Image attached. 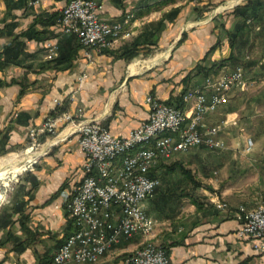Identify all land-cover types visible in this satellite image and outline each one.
<instances>
[{"label": "crops", "instance_id": "1", "mask_svg": "<svg viewBox=\"0 0 264 264\" xmlns=\"http://www.w3.org/2000/svg\"><path fill=\"white\" fill-rule=\"evenodd\" d=\"M98 1L104 19L130 32L104 51L83 47L76 34L58 25L69 0H0V156L24 148L31 126L66 112L77 121L99 119L114 135L127 136L148 120V95L188 109L186 91L203 86L208 76L239 62L248 46L264 41V8L247 19L235 12L246 0L212 18L211 8L229 0ZM47 40L58 43L54 59L47 58ZM134 44L142 47L137 58L150 52L157 60L134 63L131 70L129 60L117 54ZM84 72L88 76L79 82ZM226 110L221 104L202 125L226 123L234 113ZM45 147L21 191L0 202V264H45L76 228L65 192L81 183L86 155L77 135L47 140ZM192 149L177 155L185 159ZM160 167L151 173L158 175ZM177 178L161 179L155 198L146 202L157 221L152 240L165 247L173 264H264V252L239 236L235 214L246 200L255 207L258 201L250 198L257 193H231L229 187L219 192L202 179L189 180L193 193H177L183 189ZM216 198L229 209L218 207ZM144 241L141 234L124 237L87 264H128Z\"/></svg>", "mask_w": 264, "mask_h": 264}, {"label": "built area", "instance_id": "2", "mask_svg": "<svg viewBox=\"0 0 264 264\" xmlns=\"http://www.w3.org/2000/svg\"><path fill=\"white\" fill-rule=\"evenodd\" d=\"M98 0H69L57 18L64 32L77 35L83 47L100 51L121 37L130 35L122 23H111L101 15ZM48 59L58 53V43H45ZM88 76L82 73L79 82ZM249 84L243 65L208 76L203 86L183 94L188 109L147 96L149 118L119 137L99 119H81L71 113L50 115L39 125L28 129L24 152L42 151L24 170H32L46 153L45 142L78 136L86 155L84 177L71 192H65L67 209L76 228L45 264H87L97 262L114 243L124 237L141 234L143 244L126 260L128 264H173L164 246L153 242L156 219L148 213L146 202L162 184L160 176L151 172L160 163L193 147L225 148L219 137L225 122L202 125L205 117L228 101L233 88L246 89ZM60 103L58 98L55 99ZM250 144L253 140L250 139ZM0 199L3 194L0 193ZM218 207L227 208L225 202ZM236 216L241 225L238 234L253 241L254 248L264 252V205H241Z\"/></svg>", "mask_w": 264, "mask_h": 264}, {"label": "rangeland", "instance_id": "3", "mask_svg": "<svg viewBox=\"0 0 264 264\" xmlns=\"http://www.w3.org/2000/svg\"><path fill=\"white\" fill-rule=\"evenodd\" d=\"M241 1L243 0H229L222 4L224 6L216 5L211 8L210 13L212 14L219 7L216 12L218 14L224 9L241 3ZM221 7L224 8L220 10ZM110 47L112 45L108 48ZM137 56L128 59L131 63L129 66L131 70H133L132 64L145 65L150 58V60L156 58V53L150 55L148 52L145 57L141 58H137ZM237 65H243L249 84L246 89L233 88L230 92L232 95L225 103L226 111L234 112L227 118L223 130L219 133V137L226 142L227 146L219 149L205 147L192 149L191 153L186 154L185 159L175 155L168 161L162 162L163 165L160 167L162 170L158 175L162 180L167 175H177V179L183 181L181 182L183 189L177 193H193L191 182H194V179H202L206 185L211 183L217 186L219 192L229 187L231 193H257V198L251 197L250 199L258 201L256 206L264 205V41L257 47L248 46L240 61L234 62L228 69L231 70ZM250 139L253 140V144H250ZM24 148L12 151L15 153L4 154L0 156V159L9 155H16L18 159H21L24 156ZM36 153L41 154L42 151ZM28 171L23 170L16 178H7L0 182V193L4 195L0 199L1 203L8 201L9 193L21 191L22 180ZM155 196L156 194L150 199ZM247 201L240 204L239 207L241 205L248 206ZM214 202L217 206L218 202H225L228 204L227 208L230 207L226 200L216 198Z\"/></svg>", "mask_w": 264, "mask_h": 264}, {"label": "bare ground", "instance_id": "4", "mask_svg": "<svg viewBox=\"0 0 264 264\" xmlns=\"http://www.w3.org/2000/svg\"><path fill=\"white\" fill-rule=\"evenodd\" d=\"M234 4V3H232ZM223 7L220 8V10ZM159 56L158 58H161ZM150 60V59H149ZM155 61L157 60L154 59ZM153 61V60H152ZM68 132L65 131L60 137L64 136ZM40 153L25 152L21 159H18L16 155H9L0 159V182L7 178H16L28 165L33 162ZM1 197V196H0Z\"/></svg>", "mask_w": 264, "mask_h": 264}, {"label": "trees", "instance_id": "5", "mask_svg": "<svg viewBox=\"0 0 264 264\" xmlns=\"http://www.w3.org/2000/svg\"><path fill=\"white\" fill-rule=\"evenodd\" d=\"M263 8H264V0H246L245 3L240 4L235 8V12H239V14L244 19H247L251 14L257 15L259 13V10H262ZM179 11L180 9L174 10L173 13L169 14V17L178 14ZM232 41L235 43V37L232 38ZM141 49H142L141 45L134 44L131 47L124 48L119 54H117V56L126 59L133 58L134 56L140 53ZM162 165H163L162 163L159 164V166ZM194 182L197 183L195 179Z\"/></svg>", "mask_w": 264, "mask_h": 264}, {"label": "water", "instance_id": "6", "mask_svg": "<svg viewBox=\"0 0 264 264\" xmlns=\"http://www.w3.org/2000/svg\"><path fill=\"white\" fill-rule=\"evenodd\" d=\"M238 1H240V0H238ZM235 4V3H234ZM219 10V7L211 14V16H210V18H212L215 14H216V12ZM173 48V46H171V48H170V50Z\"/></svg>", "mask_w": 264, "mask_h": 264}]
</instances>
